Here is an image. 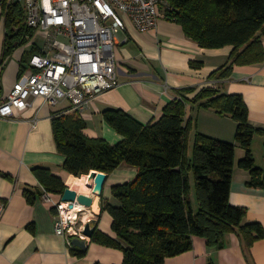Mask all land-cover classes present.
I'll use <instances>...</instances> for the list:
<instances>
[{
  "label": "trees",
  "instance_id": "trees-1",
  "mask_svg": "<svg viewBox=\"0 0 264 264\" xmlns=\"http://www.w3.org/2000/svg\"><path fill=\"white\" fill-rule=\"evenodd\" d=\"M165 13L180 23L185 34L206 48L233 46L229 61L214 70L210 78L225 79L236 65L264 62V0H166ZM20 1L5 10V53L8 57L18 45L33 36ZM36 46L26 55L29 62ZM24 59V60H25ZM202 66V62H192ZM178 95L164 108L162 116L143 124L121 108L104 110L105 120L124 136L118 144L85 133L86 121L78 111L58 112L52 119L57 148L66 159L63 168L73 176L93 170L107 174L123 163L136 167L129 181L114 185L118 205L103 203L113 217L116 237L99 229L92 242L123 251L121 264H165L167 257L193 249L194 236L206 239L212 248H223L226 235L236 233L249 249L264 238V226L246 222L247 208L230 202L235 168L236 143L197 131L192 154L189 139L194 123L187 117V105L214 109L237 121L236 141L245 156L239 165L250 171L248 185L264 188V168L256 164L253 141L264 136V128L251 123L249 107L243 95L222 93L214 86L202 88L190 98ZM44 190L62 194L67 185L49 168H34ZM190 173L195 177L196 206L192 199ZM31 203L37 191L25 189ZM83 256L87 249L72 247ZM100 264V263H97Z\"/></svg>",
  "mask_w": 264,
  "mask_h": 264
},
{
  "label": "crops",
  "instance_id": "crops-1",
  "mask_svg": "<svg viewBox=\"0 0 264 264\" xmlns=\"http://www.w3.org/2000/svg\"><path fill=\"white\" fill-rule=\"evenodd\" d=\"M119 34L115 57L120 84L98 96L80 113L87 123L88 136L118 144L124 136L105 120L104 110L121 108L147 124L159 119L165 106L181 96L177 91L183 90L192 98L209 86L219 88L222 93L243 95L251 123L264 128V62L236 65L230 77L212 79L211 73L229 61L233 46L203 47L166 14L160 17L156 29L141 31L128 21L127 31ZM5 37V15L1 14L0 102L15 82L33 72L25 59L33 45H18L5 58ZM192 62L203 64L192 65ZM60 111L77 110L67 101L50 105L42 97H33L27 109L15 110L11 117H0V199L7 203L0 217V264H121L122 250L91 240L83 256L75 255L72 247L76 246L55 230L56 210L44 196L46 191L34 173L36 166L49 168L67 187L93 196V183H87L91 189L83 188L84 175L75 177L63 168L66 157L57 148L52 122ZM187 117L194 123L189 144L197 131L236 143L230 202L247 208L246 222L258 221L264 226V188L250 187L251 173L239 165L245 150L235 138L237 121L230 115L192 103L187 105ZM192 148L190 144L189 155ZM253 150L256 164L264 168L263 135H255ZM94 171L85 176L93 178ZM136 172V167L123 163L108 174L102 197H96L102 210L98 214L99 229L113 237H116L113 217L103 208V203L118 205L113 186L129 181ZM26 188L37 191L35 202L28 201ZM49 193L54 200L62 199L63 193ZM193 242V249L167 257L165 264H264V238L255 241L249 249L243 247L236 233L226 235L223 248L209 247L201 236H194Z\"/></svg>",
  "mask_w": 264,
  "mask_h": 264
},
{
  "label": "built area",
  "instance_id": "built-area-1",
  "mask_svg": "<svg viewBox=\"0 0 264 264\" xmlns=\"http://www.w3.org/2000/svg\"><path fill=\"white\" fill-rule=\"evenodd\" d=\"M15 1L23 4L27 24L35 30L28 44L37 49L29 61L32 74L15 82L0 102L5 118L27 109L33 97L50 105L67 101L83 112L120 84L117 35L127 31L128 21L141 31L156 29L167 5L166 0H0V15ZM50 194L44 196L55 207L56 232L68 240L85 238V226L96 215L93 208ZM6 204L0 199V217Z\"/></svg>",
  "mask_w": 264,
  "mask_h": 264
},
{
  "label": "water",
  "instance_id": "water-1",
  "mask_svg": "<svg viewBox=\"0 0 264 264\" xmlns=\"http://www.w3.org/2000/svg\"><path fill=\"white\" fill-rule=\"evenodd\" d=\"M0 174L2 173L0 172ZM92 176L94 179V183L91 185V187L93 188V196L84 193L78 194L76 190H72L68 187L62 194V200L72 202L76 201L79 204L94 208L97 211L96 213L100 214L102 210L99 209V203L96 200V197H102L108 174L103 171H94ZM73 205L74 204H72V206ZM97 223L98 219L93 218L86 224L84 233L88 237L91 238L93 236ZM73 244L80 249H87L89 247V242H87V240L79 238H74Z\"/></svg>",
  "mask_w": 264,
  "mask_h": 264
},
{
  "label": "bare ground",
  "instance_id": "bare-ground-1",
  "mask_svg": "<svg viewBox=\"0 0 264 264\" xmlns=\"http://www.w3.org/2000/svg\"><path fill=\"white\" fill-rule=\"evenodd\" d=\"M88 175V174H87ZM92 175V174H91ZM82 179H83V181H84V185H83V188H89V189H91L90 188V186H88L89 184H87L89 181L91 182V183H94V179L91 177V178H87L85 175H84V177H82ZM90 183V184H91ZM70 189H72V190H76L77 191V193L79 194V193H83V192H79L76 188H73V187H71V186H68ZM68 187H66V188H68ZM96 200H97V198H96ZM98 214L96 213V215L93 217V218H97L98 219ZM92 218V219H93ZM85 228H86V226H85ZM56 230V229H55ZM85 231V230H84ZM58 234V233H57ZM61 235V234H60ZM84 235H85V238H81V237H79V236H75V235H73V236H71L70 237V240H68L69 242H70V244H73V239L74 238H79V239H83V240H87V242H90V240H91V238L90 237H88L85 233H84ZM74 245V244H73Z\"/></svg>",
  "mask_w": 264,
  "mask_h": 264
},
{
  "label": "rangeland",
  "instance_id": "rangeland-1",
  "mask_svg": "<svg viewBox=\"0 0 264 264\" xmlns=\"http://www.w3.org/2000/svg\"><path fill=\"white\" fill-rule=\"evenodd\" d=\"M118 35L120 37L121 34H118ZM118 35H117V37H118ZM129 46H131V45H129ZM190 144H191V147H192L193 140L191 141ZM190 152L192 153V150H190ZM190 182H191V186H192V199H193L194 206H196V204H197V202H196V191H195V183H196V180H195V177H194V175L192 173H190Z\"/></svg>",
  "mask_w": 264,
  "mask_h": 264
}]
</instances>
